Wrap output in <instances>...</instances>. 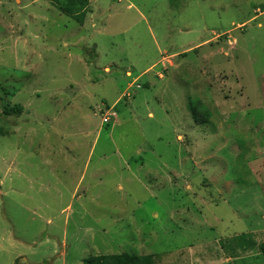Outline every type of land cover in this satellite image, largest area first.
<instances>
[{
  "label": "rangeland",
  "instance_id": "374dc122",
  "mask_svg": "<svg viewBox=\"0 0 264 264\" xmlns=\"http://www.w3.org/2000/svg\"><path fill=\"white\" fill-rule=\"evenodd\" d=\"M240 235L264 239V0H90L83 26L0 0V264H243Z\"/></svg>",
  "mask_w": 264,
  "mask_h": 264
},
{
  "label": "trees",
  "instance_id": "16d2710c",
  "mask_svg": "<svg viewBox=\"0 0 264 264\" xmlns=\"http://www.w3.org/2000/svg\"><path fill=\"white\" fill-rule=\"evenodd\" d=\"M60 13L74 18L80 26H83L90 8V0H47ZM189 109L195 125L205 126L209 124L211 114L205 108L200 100L189 101ZM23 113V107L15 105H7L3 109L5 117L20 116ZM221 249L224 254L239 258L243 264H250L252 255L261 258L264 264V239L255 241L251 236L240 235L221 242ZM225 244V245H224ZM154 257L150 255L138 256L130 254L110 255V256H91L84 260V264H153Z\"/></svg>",
  "mask_w": 264,
  "mask_h": 264
},
{
  "label": "crops",
  "instance_id": "0c3cea01",
  "mask_svg": "<svg viewBox=\"0 0 264 264\" xmlns=\"http://www.w3.org/2000/svg\"><path fill=\"white\" fill-rule=\"evenodd\" d=\"M131 76V74H127V77H130ZM153 115L152 114H150V117H152ZM227 255V254H226ZM228 257H229V259H232V258H235V257H233V256H231V255H227ZM196 257V258H195ZM190 258H195L196 259V261L195 262H193V263H191V264H216L215 263V260H212V259H209V260H207V261H204L203 260V258L202 257H197V256H195V255H193V257L191 256ZM236 259H239V258H236ZM201 261V263H200V261ZM210 260H212V261H210ZM228 260V259H227Z\"/></svg>",
  "mask_w": 264,
  "mask_h": 264
},
{
  "label": "built area",
  "instance_id": "2783aa9c",
  "mask_svg": "<svg viewBox=\"0 0 264 264\" xmlns=\"http://www.w3.org/2000/svg\"><path fill=\"white\" fill-rule=\"evenodd\" d=\"M127 96L129 97L130 95L128 94ZM103 116H104L103 123L110 124L111 118L115 117V113H113L112 110L109 109L108 112L105 113Z\"/></svg>",
  "mask_w": 264,
  "mask_h": 264
},
{
  "label": "clouds",
  "instance_id": "9594fccd",
  "mask_svg": "<svg viewBox=\"0 0 264 264\" xmlns=\"http://www.w3.org/2000/svg\"><path fill=\"white\" fill-rule=\"evenodd\" d=\"M139 89H140V88H139ZM127 95H128V94H127ZM126 98H131V96H129V97H128V96H126Z\"/></svg>",
  "mask_w": 264,
  "mask_h": 264
}]
</instances>
